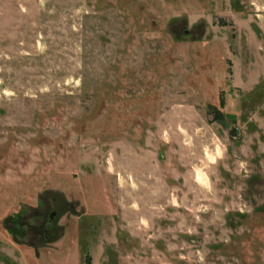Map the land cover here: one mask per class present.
Masks as SVG:
<instances>
[{
  "label": "rangeland",
  "instance_id": "374dc122",
  "mask_svg": "<svg viewBox=\"0 0 264 264\" xmlns=\"http://www.w3.org/2000/svg\"><path fill=\"white\" fill-rule=\"evenodd\" d=\"M0 264H264V0H0Z\"/></svg>",
  "mask_w": 264,
  "mask_h": 264
},
{
  "label": "trees",
  "instance_id": "16d2710c",
  "mask_svg": "<svg viewBox=\"0 0 264 264\" xmlns=\"http://www.w3.org/2000/svg\"><path fill=\"white\" fill-rule=\"evenodd\" d=\"M217 118H222V117H217Z\"/></svg>",
  "mask_w": 264,
  "mask_h": 264
}]
</instances>
